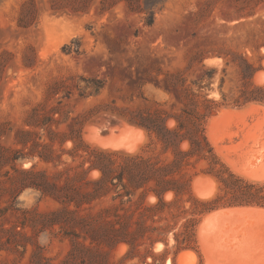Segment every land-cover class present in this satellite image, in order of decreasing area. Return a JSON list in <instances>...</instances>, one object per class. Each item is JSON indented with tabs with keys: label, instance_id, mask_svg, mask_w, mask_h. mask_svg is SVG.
<instances>
[{
	"label": "rangeland",
	"instance_id": "374dc122",
	"mask_svg": "<svg viewBox=\"0 0 264 264\" xmlns=\"http://www.w3.org/2000/svg\"><path fill=\"white\" fill-rule=\"evenodd\" d=\"M25 3L26 26H23L19 18ZM51 4L52 0H0V130L6 131L0 141L6 146L15 145L19 128L24 126L31 109L40 104L45 110H59L56 117L60 118V127L64 129L73 117L84 115L83 138L91 146L136 151L147 140V132L137 130L140 127L121 113L127 108L154 109L159 103L167 102L169 94L163 87L166 72L183 71L197 92L214 100L221 99L222 77L225 78V92L237 90L240 85L237 66L232 62L227 65L219 53L228 59L237 53L243 55L256 68L252 82L264 83V0H91L80 13L71 9L56 13ZM66 45L80 50L68 51ZM143 80L144 85L140 83ZM51 86H57V91L48 99ZM250 103L256 106L243 113L246 124L234 129L252 130V143L241 146V134H236L221 145L233 148L230 150L232 156L242 161L241 164L259 166L260 178L235 171L212 144L234 172L249 180L264 182V135L261 131L264 130V104ZM248 104L222 106L211 117L222 109L240 110ZM163 106L170 109V102ZM128 133L130 139L126 137ZM130 143L138 144L128 148ZM71 146L72 142L68 141L66 147ZM240 154L243 156L236 158ZM63 158H69L68 154ZM19 165L28 168L32 162L26 160ZM38 167L45 168L46 164L40 162ZM204 167L205 163H199L192 170L193 191L197 196L200 193L199 197L203 193L201 198H209L217 192L218 183L202 171ZM39 197L37 191L28 189L19 199L28 207L39 205L44 210L53 207L52 201L39 202ZM239 216L242 215L215 217L212 219L215 221L209 223L206 237L214 252L215 264H233L226 258L232 254L247 259L260 242L259 237L258 241L256 239L259 232H263L258 236L264 241V218ZM251 224L262 231L256 228L258 233L254 234ZM199 229L198 226L197 248L177 252L172 235L166 251L161 241L156 242L154 252L163 253L158 263L172 264L175 259L176 264H181L179 254L190 250L188 259L193 264H207ZM39 241L45 247V254L56 264L70 249L69 239L52 234H42ZM158 243L163 244L161 249H156ZM126 249L122 244L115 253L121 255Z\"/></svg>",
	"mask_w": 264,
	"mask_h": 264
},
{
	"label": "trees",
	"instance_id": "16d2710c",
	"mask_svg": "<svg viewBox=\"0 0 264 264\" xmlns=\"http://www.w3.org/2000/svg\"><path fill=\"white\" fill-rule=\"evenodd\" d=\"M90 1L52 0L51 8L56 13H80ZM25 9L26 3L19 18L23 26ZM219 56L237 66L236 91L225 92L222 77L221 99L214 100L197 92L183 71H168L163 86L167 102L121 113L147 132L136 151L91 146L83 138L84 115L73 117L64 129L57 108L34 106L15 145L0 141V264H56L44 252L42 234L69 239L70 249L57 264H162L158 261L163 253L154 252L155 243L161 241L166 251L172 235L177 252L197 248L198 226L214 210L264 208V182L234 172L207 133L209 118L222 106L264 104V83L252 82L256 68L243 55ZM168 102L170 109L163 106ZM3 134L6 131L0 130V137ZM65 154L69 158L64 159ZM26 160L32 162L30 167L19 165ZM40 162L46 167L39 168ZM199 163H205L202 171L217 180L212 197L201 198L193 191L192 170ZM28 189L39 193V202L52 201L53 207L25 206L19 197ZM122 244L127 249L117 255Z\"/></svg>",
	"mask_w": 264,
	"mask_h": 264
},
{
	"label": "bare ground",
	"instance_id": "6f19581e",
	"mask_svg": "<svg viewBox=\"0 0 264 264\" xmlns=\"http://www.w3.org/2000/svg\"><path fill=\"white\" fill-rule=\"evenodd\" d=\"M264 79V78H263ZM262 81V80H261ZM256 106V104L255 103H250V104H248V105H246L245 107H243L242 109H240V110H238V109H227V108H225V109H222V111L218 114V115H216V116H213V117H211V119H210V123H209V127H208V134H209V137H210V140L212 141V143L214 144V146L216 147V149H217V151L220 153V155H222V157L223 158H225L227 161H228V163L232 166V168L235 170V171H237V172H241V173H244V174H246V175H248V176H253V178H254V176H257L258 174H259V170H258V167L256 168V164H255V168L252 166V165H250L251 167H249V166H246V165H243V164H241L240 162H242V161H240L239 162V160H237V159H235L234 158V154H233V156H232V151H230V150H232V149H228V148H226L225 146H222L221 144H222V142H224V141H226V140H232L233 139V136L234 135H236V134H241V142H240V144H241V146L242 145H245V144H247L248 142H251L252 143V141H250V140H253L252 139V137H253V133H252V130H250L249 128H248V130H244V128L242 127V129H240L241 130V132L239 131V130H235L234 128L236 127V128H241V124H243V125H245L246 124V120H245V118H244V115H243V113L245 112V111H249L250 109H252V108H254ZM121 119V118H120ZM120 122H122V121H120ZM126 122V121H125ZM121 125H122V123H121ZM124 125V124H123ZM256 125V124H255ZM254 125V126H255ZM124 126H126V125H124ZM262 126V125H261ZM108 127V126H107ZM136 127H138V126H136ZM136 127H132V128H134V129H137ZM141 128V127H140ZM140 128H138L137 130H139V131H141V132H145V130H143V129H140ZM233 129H234V131L235 132H233ZM262 129H263V127H262ZM242 130H244V131H242ZM260 130V129H259ZM262 131V133H263V135H264V130H261ZM110 132H112V131H110ZM138 132V131H137ZM257 133L259 132L258 130L256 131ZM262 133H261V135H262ZM98 134H99V131H98ZM144 135H146V134H144ZM144 135H142V136H144ZM256 135V134H255ZM259 135H260V132H259ZM257 136V135H256ZM127 138H129V133H128V136H126ZM259 137V136H258ZM100 138V137H99ZM110 140H111V138H113V137H108ZM122 138H124V137H122ZM144 138V137H143ZM239 138V137H238ZM261 138V137H260ZM264 138V137H263ZM262 138V139H263ZM130 139V138H129ZM132 139V138H131ZM257 139V138H256ZM256 139H255V141H256ZM99 140H101V139H99ZM103 140V139H102ZM108 140V139H107ZM109 140V141H110ZM137 140V139H136ZM140 140V139H139ZM139 140H138V142H139ZM258 140V139H257ZM113 141H116V139L115 140H113ZM118 142H119V140H118ZM118 142H117V144H118ZM131 142V141H130ZM133 142V141H132ZM135 142V141H134ZM257 142V141H256ZM258 142H259V140H258ZM260 142H261V139H260ZM129 143V142H128ZM104 144V143H103ZM107 144H108V142H107ZM126 144V143H125ZM131 144V143H130ZM138 144V143H137ZM137 144L135 143V144H131V145H129L130 147H128V148H134L135 146H137ZM249 144V143H248ZM251 145H253V144H251ZM111 146H113V147H118V145H111ZM238 146H240V145H238ZM249 146V145H248ZM124 147V146H123ZM126 147V148H127ZM250 147V146H249ZM252 147V146H251ZM250 147V148H251ZM119 148V147H118ZM117 148V149H118ZM122 148V147H121ZM241 148V147H240ZM250 148L249 149H246V147H245V150H250ZM120 149V148H119ZM123 149V148H122ZM256 149V148H255ZM124 150V149H123ZM234 150H236V149H234ZM243 149L241 148V151H242ZM127 151V150H126ZM251 151V150H250ZM250 151H248V152H250ZM253 151H254V148H253ZM252 151V153H254ZM261 150H259L258 151V154H259V152H260ZM263 151V150H262ZM236 152L238 153L239 151H237L236 150ZM235 153V152H234ZM241 153V152H240ZM243 153V152H242ZM256 153H257V150H256V152H255V158H256ZM262 153V152H261ZM239 154V153H238ZM248 154V153H247ZM264 154V153H263ZM241 156H243V155H238V156H236V158L238 157H241ZM245 156V155H244ZM250 156V155H249ZM263 156V155H262ZM253 158V157H252ZM251 158V159H252ZM224 159V160H225ZM245 159H247V158H245ZM257 159H258V157H257ZM264 159V158H263ZM225 160V161H226ZM226 161V162H227ZM250 162V161H249ZM251 163V162H250ZM246 164H247V162H246ZM249 164V163H248ZM264 164V163H263ZM263 165H261V167H262ZM264 167V166H263ZM259 169H261V168H259ZM263 170H264V168H263ZM97 172V171H96ZM263 172V171H262ZM264 173V172H263ZM97 174V173H96ZM262 174V173H261ZM98 175V174H97ZM263 175V174H262ZM261 175V176H262ZM94 176V175H93ZM258 177H259V175H258ZM258 177L256 178V179H258ZM264 177V176H263ZM204 178H207V177H204ZM209 178V181H210V177H208ZM212 178V177H211ZM260 178V177H259ZM201 179H203L202 177H201ZM206 180H208V179H206ZM212 180V179H211ZM214 180V179H213ZM214 182V181H213ZM215 183V182H214ZM205 185V184H204ZM210 185H212V183L210 184ZM213 185H215V184H213ZM207 190V189H206ZM214 191V190H213ZM206 192V191H205ZM199 193V192H198ZM211 193H213L212 191H211ZM200 194V193H199ZM199 194H198V196H199ZM205 194V193H204ZM202 195H203V193H202ZM201 195V196H202ZM200 196V197H201ZM205 196V195H204ZM204 198H206V197H204ZM154 199V198H153ZM152 199V200H153ZM236 214H239V215H242V216H244L245 217V215L247 216H250V217H255V218H264V209H261V208H253V207H227V208H221V209H218V210H214L213 212H211L210 214H208L206 217H205V220L202 222V224L200 225V229H199V234H200V243H201V245H202V247L204 248V251H205V253H206V257H207V264H215V256H214V252H213V250H212V248H211V246H210V244L208 243V240H207V237H206V234H207V232H208V226H209V223L210 222H214L215 220H212L213 218L215 219V217H219L220 218V216H225V217H227V216H236ZM242 216H239L238 218H240V217H242ZM243 217V218H244ZM222 218V217H221ZM212 220V221H211ZM247 220V219H246ZM251 221V220H250ZM255 221V220H254ZM212 224H214V223H212ZM248 228H249V226H248ZM247 228V229H248ZM251 228H253L254 230H252V229H250V230H252L253 231V233L255 234V233H258V232H256V228H259V230L258 231H262L261 229H260V227H257V226H254V224L252 225L251 224ZM211 229V228H210ZM264 229V228H263ZM251 231V232H252ZM260 234L261 233H263V232H259ZM251 234V233H250ZM260 234H258V235H260ZM257 235V237H256V239L259 237V240H260V242L261 241H263V238H261L260 239V236H258ZM247 237V236H246ZM262 237V236H261ZM248 238H249V235H248ZM250 239V238H249ZM242 240V239H241ZM240 240V241H241ZM245 239L243 238V240L242 241H244ZM251 240V239H250ZM257 241H258V239H257ZM251 242V241H250ZM249 242V243H250ZM259 241L257 242L258 243V246L256 245V247H254V250L252 251V253H250V251H249V257L247 258V259H243L242 257H240V256H233V254H232V257H231V255H228L229 257H226L228 260H230V262H232L233 264H264V241H263V244H259L260 243ZM241 243L242 242H240V245H241ZM247 245H248V243H247ZM242 246V245H241ZM253 246V245H252ZM255 246V245H254ZM122 247V246H121ZM163 247V244L162 243H158L157 244V246H156V249H161ZM240 247V246H239ZM244 247V246H243ZM248 247H249V245H248ZM247 248V247H246ZM121 249V248H120ZM249 250H250V248H248ZM253 249V248H252ZM121 250H124V247H123V249H121ZM190 251V250H189ZM188 250H184V251H182L180 254H179V262L181 263V264H193V262L191 261V260H189L188 259V256H189V254H191L190 252H189ZM257 251V252H256ZM248 252V251H247ZM122 253V252H121ZM237 253V252H236ZM124 254V253H123ZM230 254V253H229ZM193 255H195V254H193ZM239 255V254H238ZM193 257V256H192ZM245 257V256H244ZM242 258V259H241Z\"/></svg>",
	"mask_w": 264,
	"mask_h": 264
}]
</instances>
